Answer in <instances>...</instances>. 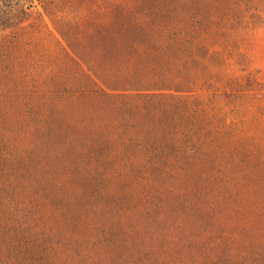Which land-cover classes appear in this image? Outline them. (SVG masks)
Segmentation results:
<instances>
[{"label":"rangeland","instance_id":"obj_1","mask_svg":"<svg viewBox=\"0 0 264 264\" xmlns=\"http://www.w3.org/2000/svg\"><path fill=\"white\" fill-rule=\"evenodd\" d=\"M0 264H264V0H0Z\"/></svg>","mask_w":264,"mask_h":264}]
</instances>
